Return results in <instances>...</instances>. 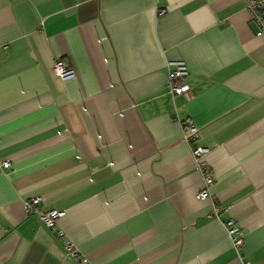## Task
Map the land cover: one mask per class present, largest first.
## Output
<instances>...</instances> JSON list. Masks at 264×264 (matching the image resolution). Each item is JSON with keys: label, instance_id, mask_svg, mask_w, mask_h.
Listing matches in <instances>:
<instances>
[{"label": "crops", "instance_id": "crops-1", "mask_svg": "<svg viewBox=\"0 0 264 264\" xmlns=\"http://www.w3.org/2000/svg\"><path fill=\"white\" fill-rule=\"evenodd\" d=\"M257 30L248 0H0V264H264ZM177 60L190 98L169 91ZM174 116L208 148L209 200Z\"/></svg>", "mask_w": 264, "mask_h": 264}, {"label": "built area", "instance_id": "built-area-1", "mask_svg": "<svg viewBox=\"0 0 264 264\" xmlns=\"http://www.w3.org/2000/svg\"><path fill=\"white\" fill-rule=\"evenodd\" d=\"M248 11L250 19L255 21L258 25L256 35L264 37V0H248ZM162 13L163 11L161 10L159 14ZM168 65V86L170 93L172 95H183L186 98H190L192 96V92L189 85L185 81V78L188 75V69L185 63L181 60H177L169 62ZM54 70L56 74H58V76H60L64 80L75 76V70L66 67V65L62 61H57L55 63ZM174 120H176L181 126L183 139L191 144V155L195 160L197 169L203 173L202 185L196 197L200 200H209V186L212 183L213 178L210 172H208V167L204 160V156L207 153L208 148L192 145V143H194L198 138V128L193 120H180L177 116H174ZM9 165L10 161H5L3 163L4 167H8ZM40 201L41 198L39 197L32 198L26 204L27 211H38V204L40 203ZM213 213L215 215L218 214L217 207H215ZM64 214V210L53 208L46 212H43L41 214V218L47 227L54 230L56 229L58 218H60ZM225 227L227 228V233L233 246L236 248L240 247L243 241V235L240 226L233 218H229L225 221ZM66 247L76 260L82 263H88L89 259L81 255L79 249L71 240H68L66 242ZM242 264H250V262L248 260H243Z\"/></svg>", "mask_w": 264, "mask_h": 264}]
</instances>
